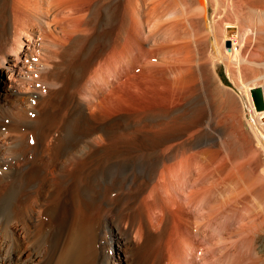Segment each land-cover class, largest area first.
I'll return each instance as SVG.
<instances>
[{
  "label": "bare ground",
  "instance_id": "obj_1",
  "mask_svg": "<svg viewBox=\"0 0 264 264\" xmlns=\"http://www.w3.org/2000/svg\"><path fill=\"white\" fill-rule=\"evenodd\" d=\"M243 9L264 0H0V264H264V84L242 75L264 25ZM143 77L162 94L106 116Z\"/></svg>",
  "mask_w": 264,
  "mask_h": 264
},
{
  "label": "rangeland",
  "instance_id": "obj_2",
  "mask_svg": "<svg viewBox=\"0 0 264 264\" xmlns=\"http://www.w3.org/2000/svg\"><path fill=\"white\" fill-rule=\"evenodd\" d=\"M220 3H221V1H220ZM242 9V8H241ZM248 13H247V10L246 9H243L242 11H241V15H239L240 16V21H244L245 23L244 24H246L247 26H256V25H259V26H263L264 25V17L262 16L261 17V19H260V17H259V14H254L253 15V17L252 18H249L248 17V15H247ZM257 15V16H256ZM215 16V9H214V6H213V4H212V2H210V8H209V22L210 23H212V19H213V17ZM101 17V19H99V23L97 22V24H96V31H95V33H97L98 32V36H99V39L97 40L96 39V36L94 37L93 36V46H92V49H91V51L92 52H95L96 50H98L99 48H101V47H103L104 45L103 44H105L104 43V39H103V35H105V33L106 32H108L109 31V28H108V26H107V23L104 21V18H105V16L104 15H101L100 16ZM246 18V19H245ZM256 20V21H255ZM238 21H239V19H238ZM257 23V24H256ZM100 24V26H98ZM105 24V25H104ZM105 27V28H104ZM103 29V31H102V29ZM103 34V35H102ZM95 35V34H94ZM101 36V37H100ZM102 38V39H101ZM102 41V42H101ZM227 41H231V40H227ZM100 42V43H99ZM261 43L263 44L262 46L264 47V41H261ZM260 43V44H261ZM231 44H232V41H231ZM251 44H253L252 46H251ZM249 46L247 45V48H246V46H245V48L247 49H245L246 50V52H247V55H249V54H251L252 52L251 51H254V49L257 47V45L259 44L258 43V41H257V44L255 43V41L253 42V43H251ZM210 46V47H209ZM226 46H227V44H226ZM206 47H208V48H206ZM249 47V48H248ZM209 49V50H208ZM262 50H263V52H260V54H258L257 55V59L255 58L256 56H253L255 59H253L254 61V63L256 64H250V65H248L249 67L247 68L248 70H246L247 72H245L244 71V73L242 74L244 77H245V75H247V77L248 76H250V77H248L250 80L248 81V82H246V83H248V84H250V85H253L254 83L257 85V86H261L262 87V85L264 84V48H262ZM204 55H205V57H206V55L208 56V55H211V53H213L214 51H213V49L211 48V45H208L207 44V46H205V49H204ZM209 51H210V53H209ZM39 54L42 56V54H41V52H39L38 54H37V56H39ZM261 55V56H260ZM41 56H39V57H41ZM209 57V56H208ZM260 58V59H259ZM228 72V70H227V68H226V66L225 65H223V64H219L218 65V67H217V76H218V79L224 84V86H225V88L226 89H230L229 91L232 93L233 92V96H235L236 98H235V101H239L238 103H236L235 102V105L236 104H238V106H235V107H239V106H241V108L239 107V109L238 110H240V109H242V110H240V111H238L237 112V110H236V113H238V115H237V117H238V119L240 120L241 119V121L243 122V124H244V127L246 128V129H248V130H250L251 129V127H250V123L253 121V115H252V113H251V110H250V108H248V97H247V92L245 91L246 89L244 88V87H242V89H241V86L242 85H240L238 82H236V84L238 83V85H240V86H238V85H236L235 84V81L234 80H232V78H231V76L229 75V73H227ZM254 72V73H253ZM246 73V74H245ZM255 75V77H254V75ZM253 76V77H252ZM262 76V77H261ZM144 78V77H143ZM142 78V80L141 79H139V81H137L138 79H135L134 80V83H135V85L134 86H136V87H134L133 85H130L132 88H129L128 86V84L127 85H125L124 87H123V89H124V91H123V89L120 91V90H118L117 92H120V93H118V102H117V104H116V101H117V98H115L114 100H113V103L111 104L113 107H115V109L113 108H109V107H106L107 108V110H106V108L103 110L104 112L106 111V112H108L107 113V115L106 116H110V115H112V113L113 112H115L116 110H118L117 111V113L115 112V113H113L114 115H113V117L117 114V115H133V114H136L135 112H137V109H140L139 111H142V108H148V107H142L143 105V103L144 102H148L149 100H150V96H154V95H157V94H159L160 92V94H162V92L163 91H161L160 89H162L161 88V86L159 85V84H155L154 82H153V80H151L150 78H149V80L147 79H143ZM252 78V79H251ZM244 79H246V80H248L246 77L244 78ZM6 80H8V77L7 76H5V77H3V82H2V86H1V92L3 93V94H5V91H6V84H4V83H6ZM151 80V81H150ZM218 80V81H219ZM232 80V81H231ZM254 80V81H253ZM255 80H257V81H255ZM215 81V82H214ZM217 80L216 79H212L211 80V83H212V85H213V90L216 88V86H217V84H218V81L216 82ZM251 81V82H250ZM138 82V83H137ZM151 82H153V84H151ZM233 82H234V84H233ZM137 83V84H136ZM130 84H133V82H131ZM141 85V86H140ZM153 85V86H152ZM129 88H127V87ZM150 86H152V87H150ZM158 87V86H160V87H158L159 88V90L157 89V88H155V87ZM152 88V89H151ZM126 89V90H125ZM139 89V90H138ZM157 89V90H156ZM261 89V88H260ZM123 91V92H122ZM154 91H157L156 92V94H154L155 92ZM253 91V90H252ZM252 91H251V93H252ZM152 92V93H151ZM159 92V93H158ZM144 93V94H143ZM235 93V94H234ZM120 94V95H119ZM123 96H122V95ZM150 94V95H149ZM116 96H117V93H116ZM116 96H114V97H116ZM119 96L121 97V99L119 98ZM146 96V97H145ZM253 96V95H252ZM128 97V98H127ZM134 97V98H133ZM141 97V98H140ZM124 98V99H123ZM143 98V99H142ZM144 98H145V101H143L142 102V100H144ZM116 100V101H115ZM123 100L125 101V102H123ZM139 100V101H138ZM121 101V102H120ZM131 101V102H130ZM138 101V102H137ZM141 101V102H140ZM253 101H254V99H253ZM114 102H115V104H114ZM124 103V104H123ZM126 103V104H125ZM131 103H132V105H131ZM135 103H136V105H135ZM137 103H139V104H141V105H139V104H137ZM255 103V102H254ZM119 104V105H118ZM122 104V105H121ZM147 104V103H146ZM117 105V106H116ZM126 105H129V106H126ZM134 105H135V108H134ZM119 106V108H117ZM121 106H123L124 107V109H123V112L125 111V113H119V111H121L122 109L121 108H123V107H121ZM136 106H139L140 108H137ZM111 107V106H110ZM127 107V108H126ZM130 109H129V108ZM132 107V108H131ZM150 107H153V105H151ZM243 107V108H242ZM117 108V109H116ZM109 109V110H108ZM113 111H111V110ZM121 109V110H120ZM127 109V110H126ZM144 110V109H143ZM256 110H257V107H256ZM111 111V112H110ZM127 111V112H126ZM135 111V112H134ZM138 111V112H139ZM258 111V110H257ZM122 112V111H121ZM137 112V113H138ZM111 113V114H110ZM119 113V114H118ZM227 113V110H222V114L224 115V114H226ZM106 114V113H105ZM108 114H110V115H108ZM221 114V115H222ZM116 115V116H117ZM110 118H112L111 116H110ZM252 119V120H251ZM224 127V125H221V126H219L218 128H217V126L214 124V128H215V137L217 138V139H219L220 138V135H222V134H220V131L222 130V128ZM137 127L138 126H136V127H134V129H131L130 131L131 132H138V130H139V128H141V127H138V129H137ZM221 127V128H220ZM225 128H226V126L223 128L224 130H225ZM136 130V131H135ZM146 131H148V130H146ZM214 131V130H213ZM251 131V130H250ZM142 132V131H141ZM141 132H139V133H141ZM219 135V136H218ZM219 137V138H218ZM138 141H140L139 143H148L147 142V140H143V139H140V138H138V139H136V142H138ZM252 145H253V147H255L256 146V142L255 141H253V143H252ZM202 183V182H201ZM228 193V192H227ZM229 194V193H228ZM228 194H227V196H228ZM226 196V199L228 198ZM6 203L7 204H9L10 203V200H7L6 201Z\"/></svg>",
  "mask_w": 264,
  "mask_h": 264
},
{
  "label": "water",
  "instance_id": "obj_3",
  "mask_svg": "<svg viewBox=\"0 0 264 264\" xmlns=\"http://www.w3.org/2000/svg\"><path fill=\"white\" fill-rule=\"evenodd\" d=\"M227 46L230 48L231 47V42H227ZM253 99L255 102V105L258 110H262L264 108V98H263V93L260 88L254 89L252 91Z\"/></svg>",
  "mask_w": 264,
  "mask_h": 264
}]
</instances>
